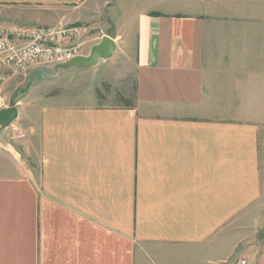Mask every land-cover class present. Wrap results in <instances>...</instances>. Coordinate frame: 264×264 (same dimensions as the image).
Masks as SVG:
<instances>
[{"label":"crops","instance_id":"1","mask_svg":"<svg viewBox=\"0 0 264 264\" xmlns=\"http://www.w3.org/2000/svg\"><path fill=\"white\" fill-rule=\"evenodd\" d=\"M119 1L0 0L4 28L86 25L120 34L129 23L134 35L115 76L46 65L11 82L36 97L24 120L28 138L0 146V264H264V239L252 234L264 228L257 128L227 129L209 109L221 77L237 94L264 98V79H250L264 77V0ZM161 156L166 162L157 163ZM240 175L258 185L234 201ZM181 181V199L164 207L184 202L187 227L177 230L175 220L135 236L124 197H171ZM238 225L244 239L224 249Z\"/></svg>","mask_w":264,"mask_h":264},{"label":"rangeland","instance_id":"2","mask_svg":"<svg viewBox=\"0 0 264 264\" xmlns=\"http://www.w3.org/2000/svg\"><path fill=\"white\" fill-rule=\"evenodd\" d=\"M124 2L125 0H120L118 3H113V5H115L116 7L127 5L129 0L127 1V3ZM128 24L123 27V33L120 34L118 33V31H115L117 29H114V27H112L110 30L108 29L103 30L102 28L94 29L92 27L85 25L84 26L85 30L79 35L77 40L78 42L81 43V55H88L90 53L92 46L99 43L104 36H109L107 34H111L112 36L115 37V40L113 38L112 39L116 43V49L114 51V53H116V58L114 59L112 58V56L114 55L113 53V55L110 58L101 59L98 62V64L95 65V67L93 68V69H98L99 74L101 76H106V75L115 76L118 74L117 72L123 70V66L119 57L122 58L127 57L126 54L132 48L133 40H134V35L128 32L129 31ZM48 26H54V25H48ZM120 44H122V48H119ZM109 78H113V80H115L117 83H119L120 81L119 77H109ZM250 79L251 81H255L256 83H258L260 80H263L264 77H250ZM16 82L17 84L11 83V85L9 86V94L11 97L10 106H17L18 111L20 108L21 116L17 117V119L8 126L0 125V146L4 148L10 146L18 147V144L21 139L28 138V137L25 138L21 137L20 133L21 131L22 132L27 131L26 130L27 125H25L26 124L25 121L27 120L25 118L27 113L26 111L31 107L30 105L34 103L36 97L35 92H31L29 95L26 93L27 86H24V83L22 84V82L19 81ZM231 87L232 84L230 85L226 82V77L224 79L223 77H221L220 80L215 81V83H213L211 89V99L209 100V109L210 111L213 112L214 115L212 118H210V120H212V122H220V124L227 126V129L229 127L231 128V125L232 126L251 125L253 127H256L257 128L256 136H257L258 144L260 145L258 147V151L262 155L261 156V160L263 159L262 171L264 172V98L262 99L248 98V96L250 95L249 93L246 94L241 90L240 93L237 94L236 92H233ZM13 90L15 91L13 92ZM244 129L245 127L240 129V141H241L240 144L243 145L248 144L249 143L248 139H250V137L246 135ZM208 132L209 130L204 131L203 134L208 135L209 134ZM27 133H29V131ZM230 133L231 132H228V134ZM196 135L193 136L195 137ZM203 136L204 135H202L199 138H203ZM227 136L229 137V135ZM234 154L237 160H241V161L243 160L244 152L236 150ZM163 160L166 162V158H163L161 156V158L157 159L156 162L159 163L160 161ZM164 170L165 172H168L166 164L164 165ZM243 170L244 169L242 167L235 168L236 173H242ZM248 171H249L248 169L244 170V172H248ZM251 181L243 178L242 175L238 176L232 181L234 187L232 188L231 195L234 201L241 200L240 196L242 195L240 194L242 193L243 188L246 185H248ZM218 183L221 182L218 180ZM255 183H256L255 187L257 188L258 183L257 182ZM183 188L184 186L182 185V181H181L176 189L177 193L174 195L171 194V197L168 195L167 197L164 198H161V196H157V195H148V196L136 195L133 197H124V213L130 214L131 218L132 215L134 214L133 220L135 226H138V224L140 226V227L138 226L139 229L137 230V233H135V236L141 235L143 231H145V233L147 232V235H149L152 231L159 232L160 230L163 229V226H166L168 228L174 225L178 221L182 222L181 223L182 225L181 227L177 228V230H183L185 226L187 227L188 211L186 210V208H183L185 206L184 202L180 201L182 204L181 207L183 208V209L181 208V210L176 211L174 209V211H168L170 206L168 208H167L168 205L165 206L167 209L164 207V204L166 202L172 203V201L175 199H181L182 194H180L181 193L180 189ZM187 204L190 206V199H187ZM173 207L176 208V204ZM244 228H242L241 225L240 226L238 225L236 229V231L238 232L230 234V236L225 238L227 240L224 242L223 245L224 249L227 247V249L229 250L230 247L233 245V243L234 245H236L237 240L234 239H244L242 236ZM219 229L221 230V227H219ZM252 234H254V236H256L258 239H264V228L261 232L254 230ZM124 239H129V238L124 237ZM197 249L200 250L201 245H198ZM184 253L189 254L188 251H184ZM213 264H229V262L228 259L225 257L221 260L214 261Z\"/></svg>","mask_w":264,"mask_h":264},{"label":"built area","instance_id":"3","mask_svg":"<svg viewBox=\"0 0 264 264\" xmlns=\"http://www.w3.org/2000/svg\"><path fill=\"white\" fill-rule=\"evenodd\" d=\"M82 25L33 28L0 26V110L10 107L9 86L29 69L57 65L81 55ZM27 137V131H21ZM246 264V260H240Z\"/></svg>","mask_w":264,"mask_h":264},{"label":"water","instance_id":"4","mask_svg":"<svg viewBox=\"0 0 264 264\" xmlns=\"http://www.w3.org/2000/svg\"><path fill=\"white\" fill-rule=\"evenodd\" d=\"M116 49L115 41L109 37L104 36L101 41L92 46L88 55L77 56L67 62L56 65L57 72L69 69H85L93 67L98 64L101 59L110 58ZM19 115L17 106H10L0 110V125L8 126L14 122Z\"/></svg>","mask_w":264,"mask_h":264},{"label":"trees","instance_id":"5","mask_svg":"<svg viewBox=\"0 0 264 264\" xmlns=\"http://www.w3.org/2000/svg\"><path fill=\"white\" fill-rule=\"evenodd\" d=\"M14 94V93H13Z\"/></svg>","mask_w":264,"mask_h":264}]
</instances>
